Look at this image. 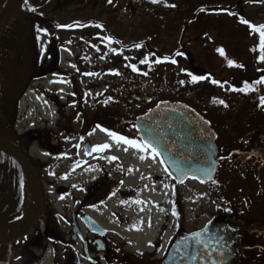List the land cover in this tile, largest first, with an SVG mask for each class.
<instances>
[{
  "label": "rangeland",
  "instance_id": "374dc122",
  "mask_svg": "<svg viewBox=\"0 0 264 264\" xmlns=\"http://www.w3.org/2000/svg\"><path fill=\"white\" fill-rule=\"evenodd\" d=\"M257 1L242 0L237 7L235 0H158L156 3L172 8L174 14L171 15L164 9L152 6V0H111L112 4L109 0H29L31 8L48 20L65 25L77 20L85 22L97 19L101 26L90 27L86 24L57 29V40L63 46L62 72L35 82L29 88L19 108V133L35 129L52 130L58 126L79 132L88 118L115 115L125 120V125L121 126L124 127L126 140L136 142L135 113L146 112L158 101L171 100L193 106L213 124L225 127L223 144H237L241 141L249 116L254 112L252 108L263 115L262 120L253 125V129L264 119V82L260 83L254 97L251 91L244 95L234 91L224 92L223 89L191 92L181 88V79L173 69L156 63L149 51L140 47H127L132 44L134 36L147 39L145 31L149 29L151 34L157 33L154 42L163 45L158 48H165L167 53H172L178 48L177 34L169 28H162L161 23L171 22L173 18L179 20L178 12L182 9H187L186 16L190 17L198 7L208 6L212 10H209L208 18L200 28L220 31L224 37L230 31V35L236 39H227L224 47L229 50L231 57L234 52L240 53L254 68L264 70V50L261 46L264 0L261 4H257ZM229 10L242 11V18L233 16ZM242 20L246 23H241ZM157 26L159 31L156 30ZM47 47V34L43 33L44 59L47 57ZM133 68L136 70L133 71ZM126 70L135 72L138 77H131ZM126 96H134L138 100L133 110L125 105L123 99ZM212 104H215L214 110L210 108ZM83 141L73 135L59 146L56 143L48 147L33 143L30 154L40 166L46 192L44 213L54 212V216H58L65 204L72 207L71 195L85 196L86 190L91 189L99 175L98 167L108 169L112 166V161H101L97 158L100 156H106L107 160L116 159L119 163L128 161L131 171L126 179L127 186H133L148 172L161 173L162 185L155 186L156 180L142 182L141 187L144 189L136 205H146L152 200L158 201L162 207L172 205L168 197L172 195L173 188L165 175L164 165L152 150L138 144H124L107 132L96 129L90 134L89 142L95 149L103 145H108V148L94 151L90 157L82 151L76 163L73 156H64L75 150L77 142ZM225 181L220 167L217 178L208 186L194 183L177 186L178 225L183 230L200 229L213 218L222 216L220 195ZM239 184L238 179V189ZM155 188H158L156 193ZM61 189L69 190L71 195L64 196ZM36 194L39 202L37 190ZM249 199L245 195L244 200ZM134 208L136 206L132 203V210ZM245 208L253 210L254 214L263 215L264 199L262 202L251 201ZM160 215L164 217V213ZM171 219L176 220V216L171 215ZM138 220L140 232L136 233L137 240L132 241L133 252L139 248L145 251L158 235L157 231L148 232L147 227L143 228L145 221L142 216ZM171 232L169 228L167 238ZM9 251V260L14 264V244L9 247Z\"/></svg>",
  "mask_w": 264,
  "mask_h": 264
},
{
  "label": "trees",
  "instance_id": "16d2710c",
  "mask_svg": "<svg viewBox=\"0 0 264 264\" xmlns=\"http://www.w3.org/2000/svg\"><path fill=\"white\" fill-rule=\"evenodd\" d=\"M114 1V0H112ZM123 1V0H122ZM242 0H235L238 7ZM8 0H0V14ZM147 2V1H145ZM263 0L256 3L261 4ZM112 4V3H111ZM154 7L170 12L172 8L162 3H152ZM211 8L200 6L193 16H186L187 9L178 13L179 20L173 18L171 22L161 23L162 28H169L177 34L178 48L167 53L163 45L158 44L154 38L157 33L145 31L147 39L134 36L132 44L127 49L140 47L149 51L157 63L161 61L163 67L173 69L180 78L181 88L198 93L206 90L223 89L224 92L233 91L244 95L258 91L260 83L264 80V70L256 69L244 60L240 53H233L224 44L233 35L227 33L226 37L220 31L209 28H200L205 24ZM230 14L242 18V11H231ZM203 18V21H202ZM200 19V20H199ZM89 23L90 27L101 26L97 19ZM199 20V21H198ZM71 22H68L69 24ZM60 25L55 20H48L35 12L29 0H24L21 10L15 20L0 33V138L11 145L30 152L33 143L48 147L51 143L58 146L73 135L85 139L95 127L113 129L125 125L123 117L109 115L88 118L79 132L69 127L48 129H35L23 134L19 133V108L21 101L29 88L38 81L46 79L53 74L61 73L62 43L57 40L53 25ZM106 29H109L107 25ZM79 27V26H73ZM159 31V26L156 27ZM47 34V57L42 55V35ZM113 38V37H112ZM111 38V39H112ZM221 51L223 54H221ZM174 61V63L172 62ZM231 62L234 66H229ZM153 68V67H152ZM131 77H138L135 72L126 70ZM193 77L196 78L195 82ZM178 80H176L177 82ZM183 81V82H181ZM256 95V94H255ZM254 97V96H253ZM125 105L132 110L138 100L134 96L123 99ZM212 104L211 110H214ZM255 105V104H254ZM193 107V106H192ZM194 108V107H193ZM149 109V108H148ZM196 109V108H195ZM254 112L246 122V129L242 132L241 144L226 145L222 153L220 166L224 172L226 183L221 190L222 216L246 226L243 235L242 264H264V214L253 213L247 208L242 213L238 211V185L237 180L242 172L245 195H252V201L262 202L264 199V119L260 125L253 129L263 115ZM197 110V109H196ZM252 110V111H253ZM136 112L135 115H141ZM252 127V128H251ZM263 144V145H262ZM242 151V153H240ZM25 177L19 162L11 156L0 151V227L14 224L25 217ZM246 206L251 204L250 199L243 202ZM245 206V207H246ZM48 214H51L48 212ZM56 216L53 217L55 219ZM10 251L7 246L0 244V263L8 260Z\"/></svg>",
  "mask_w": 264,
  "mask_h": 264
},
{
  "label": "flooded vegetation",
  "instance_id": "af4514ba",
  "mask_svg": "<svg viewBox=\"0 0 264 264\" xmlns=\"http://www.w3.org/2000/svg\"><path fill=\"white\" fill-rule=\"evenodd\" d=\"M223 128L225 127L212 124V129L217 135L216 142L219 150L218 173L223 158L222 153L227 148L226 144L222 143L225 138ZM98 129L103 133H112L114 136L127 138L122 126L113 129L98 127ZM90 134L83 142L76 143L73 152H67L64 156L66 158L69 155L73 156L75 163L80 160L82 151L90 157L95 149L92 145L90 154L86 153L87 145L90 143ZM238 143L241 141L239 140ZM132 144L145 148V144L140 140ZM146 148L152 150L150 147ZM262 153L264 155V145ZM157 157L163 164L162 158L158 155ZM97 158L101 161H112V166L108 169L98 167L99 175L95 178L91 189L86 190L85 196L77 197L71 195L69 190L61 189L64 196L71 195L72 207L65 204L55 219H53L54 212L43 213L42 218L35 223V227L27 236L14 241V264H161L172 242L178 236L197 230L185 231L178 225V184L171 178L167 168H165V175L173 188L168 201L172 205L162 207V204L156 200L146 205H136L144 189L141 187L142 182L156 180L155 186L162 185L161 173L148 172L147 176L138 179L133 186H127L126 179L130 172L128 161L119 163L116 159L107 160L106 156ZM262 169L264 173V165ZM65 176L66 174L63 175ZM243 178V173H240L238 189V211L240 213L245 209ZM187 183L202 186L212 184L210 182L203 185L196 181H187L185 184ZM157 191L158 188H155L154 192ZM246 197L252 201V195H246ZM132 203L136 206L133 210ZM161 213H164V217L160 215ZM171 215H175L176 220L171 219ZM139 216H142L145 221L143 228L147 227L148 232L157 231L158 235L151 245L144 249L145 251L139 248L133 252L131 250L132 241L137 240L136 233L140 232ZM87 217L92 218L96 224L89 227ZM169 228L172 232L167 238ZM5 262L11 263L10 260Z\"/></svg>",
  "mask_w": 264,
  "mask_h": 264
},
{
  "label": "water",
  "instance_id": "95a60500",
  "mask_svg": "<svg viewBox=\"0 0 264 264\" xmlns=\"http://www.w3.org/2000/svg\"><path fill=\"white\" fill-rule=\"evenodd\" d=\"M23 2L24 0H8L5 7L8 9V17L0 22V33L15 20ZM90 22L93 21L78 20L56 28L68 29L73 25ZM135 130L139 139L160 155L171 178L178 185L187 181L205 185L215 179L219 166L217 135L211 122L192 107L182 102L161 101L135 119ZM91 148L88 144L87 154ZM0 151L19 162L22 168L23 164L28 165L35 179L39 198L37 212L27 226L12 238H0V244L11 245L27 236L41 219L46 205V192L39 164L30 153L1 142ZM181 179L182 182H178ZM87 219L89 227L96 224L92 218ZM244 230L245 226L227 218L212 219L203 228L178 236L161 264H241Z\"/></svg>",
  "mask_w": 264,
  "mask_h": 264
},
{
  "label": "bare ground",
  "instance_id": "6f19581e",
  "mask_svg": "<svg viewBox=\"0 0 264 264\" xmlns=\"http://www.w3.org/2000/svg\"><path fill=\"white\" fill-rule=\"evenodd\" d=\"M7 17L8 9H5V11L0 16V22L5 20ZM0 142L2 144L12 147L10 144L5 142L1 138ZM23 171L25 175V217L14 224L0 227V238L8 239L14 237L27 226L30 219L37 212L39 202L37 200L36 187L32 171L30 170L27 164H23Z\"/></svg>",
  "mask_w": 264,
  "mask_h": 264
},
{
  "label": "snow or ice",
  "instance_id": "6c2138e0",
  "mask_svg": "<svg viewBox=\"0 0 264 264\" xmlns=\"http://www.w3.org/2000/svg\"><path fill=\"white\" fill-rule=\"evenodd\" d=\"M152 2H153V3H156V2H158V0H152ZM109 3H111V0H109ZM241 23H246V22L242 20ZM97 27H99V25H97ZM254 30H255V29H254ZM261 31L264 32V29H261ZM261 46H262V50H264V35H262ZM221 54H223L222 51H221ZM142 62H143V61H142ZM159 62H161V61H157V63H159ZM172 62L174 63V61H172ZM229 66L231 67V66H234V65H233L231 62H229ZM135 70H136V69L133 68V71H135ZM116 74H118V73H116ZM195 80H196V78L193 77V81H194V82H195ZM261 82H264V81H257V83H261ZM233 91H236V89H233ZM262 102H264V100H262ZM108 135H109V136H112L113 139H115V140H117V141H119V142H122V143H124V144H132V143H133V142H131V141H128V140H126V139H123L122 137L114 136L112 133H108ZM144 147L146 148V147H148V145H145ZM106 148H108V145H103V146H101V147H98V148L94 149V151H102V150H104V149H106ZM153 153H154V155L156 154L155 149H153ZM141 159H143V157H141ZM129 171H131V170H129ZM178 182H182V179L179 180ZM62 198H63V197H62ZM173 214H175V213H173ZM193 239H195V237H194Z\"/></svg>",
  "mask_w": 264,
  "mask_h": 264
}]
</instances>
